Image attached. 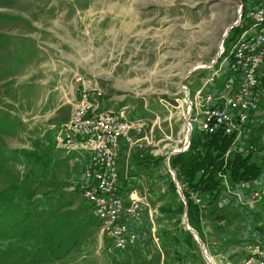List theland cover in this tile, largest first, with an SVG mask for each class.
<instances>
[{"label":"rangeland","instance_id":"obj_1","mask_svg":"<svg viewBox=\"0 0 264 264\" xmlns=\"http://www.w3.org/2000/svg\"><path fill=\"white\" fill-rule=\"evenodd\" d=\"M240 4V0H0L4 195L0 207L7 214L0 221L9 227L0 230V264H210L185 228L187 201L181 211L169 192L166 159L187 142L185 88L194 99L201 83L214 73L211 69L219 67L230 32L222 45L221 40L241 17ZM238 36L229 42V51ZM82 88H99L101 108L123 109L145 123L147 140L122 148L117 156L121 180H130L127 192L137 189L148 203L150 231L144 227L137 245L121 256L82 195L81 159L72 163L69 157H57L64 148L56 134L72 118ZM260 89L264 108V77ZM193 127L199 129L196 121ZM255 131L257 148L250 157L264 163L263 132ZM148 153L164 155L160 165L151 164ZM134 156L139 161L130 175L129 158ZM177 184L180 198L186 200L182 183ZM183 186L203 213L205 239L200 238L212 263L245 264L246 255L240 259L236 249L234 259L225 240L237 220L230 219L231 207L221 206V201L229 198L233 204L237 196ZM25 204H31L26 219L7 217L12 205L20 209ZM177 206L180 215L169 212ZM180 227L193 235L198 248L195 255L177 261L172 253L179 245L171 235L181 238ZM154 241L163 257L154 250ZM184 249L182 245L180 251Z\"/></svg>","mask_w":264,"mask_h":264},{"label":"built area","instance_id":"obj_2","mask_svg":"<svg viewBox=\"0 0 264 264\" xmlns=\"http://www.w3.org/2000/svg\"><path fill=\"white\" fill-rule=\"evenodd\" d=\"M240 3L241 9L244 3L241 0ZM241 13L242 10H239V15ZM244 15L248 20L244 28L247 27L248 31V25L261 24L260 33L248 31L241 45L233 44L232 60L225 68L219 70L225 71L226 80L218 81V72L207 77L201 83L199 99H202V105H206V132L222 131L234 135L233 147L238 145L243 155H248L257 148L255 129L262 130L260 146L264 147V111H261L260 89L261 72L264 69V0L247 3ZM98 90L99 88H82L79 91L74 114L58 131L57 139L59 145L69 148V152L76 150V141H84L86 157L79 178L82 195L92 204L96 214L104 216L107 238H110L111 245H119L120 252H123L137 245L140 235L145 233L142 230L144 227L148 230V216L137 189L128 193L120 191L114 180L115 172L119 171H115L114 163L113 171H106L105 163L110 162L112 136L117 129L125 128L122 140L131 149L139 140H147L146 128L141 117L126 115L123 109H118L116 114L103 112L102 109V115H94L92 109L85 110V102H97ZM193 101H189L190 129L191 117L196 113ZM61 131L67 132L68 139H59ZM95 133H102L104 142L98 150L90 151ZM219 176L223 177L224 191L235 194L237 199H240V195L233 191V187L240 186L249 191V200L242 203L243 205L256 206L264 199V169L259 176L237 183L231 181L225 173H219ZM244 248L247 250L243 259L245 264H264V242L257 240L246 243ZM154 250L163 257L162 248H159L156 242Z\"/></svg>","mask_w":264,"mask_h":264},{"label":"trees","instance_id":"obj_3","mask_svg":"<svg viewBox=\"0 0 264 264\" xmlns=\"http://www.w3.org/2000/svg\"><path fill=\"white\" fill-rule=\"evenodd\" d=\"M241 1L242 3H244L241 13V17H242L241 22L237 25H233L229 30L230 36L224 41V46H226V48L222 52V54L227 53L229 51L230 49L229 42L234 41L236 36L239 35L244 29V27L248 24V20L246 19V17H244L248 2L247 0H241ZM192 131L194 134L191 132L190 144L188 150L180 151L177 154L171 155L169 158V164L172 170H174L178 181L182 183L181 189L184 192L187 201V205H186L187 219L192 225V227H194V229L197 230L201 238L205 239V235H203L202 226H201L202 223L201 216L203 215V213L201 212L200 207L197 206L195 203H193L192 199H190V197L188 196V192L186 191V188L183 185L187 184V187L189 189L199 190L202 193H208V191L214 192V194L217 195L226 193V191H224L223 177H220L219 173L222 172L225 173L227 176H229V179L231 181L237 183V181L249 180L252 177L259 176L260 172L262 171V167L264 163L263 161L251 159L250 157L251 154L243 155L241 148L238 147V145H235V147H233L234 135H228L223 133L222 131L220 132L218 131L214 133L202 132L198 128L196 129L193 128ZM125 145L127 144L125 143ZM145 157L146 158L149 157V159H151V164L160 165V162L163 160L164 155L158 156V155H153L152 153H148L146 154ZM129 159L131 165V170L129 172L130 175H132V173H134L133 171L135 169L134 168L135 163L139 161V158L138 156L136 157L134 156V158H129ZM167 175L170 178V181L168 183V188L170 190L169 192L178 199L177 204L179 205V207L182 208L181 211H183L184 201L182 200V198H180L181 196L177 192V187L174 183L171 173L167 172ZM123 179L124 178H122L121 180V173H120L118 178L120 191L124 193H128L129 191L127 192V190L131 188L130 180L128 179L123 180ZM136 181H138V179L137 180L135 179V181L133 182L135 183ZM0 198L4 199L3 192L0 193ZM90 205H91V210H93L91 203ZM30 206L31 204H25L21 206L20 209H17L12 205L11 206L12 213L7 217L19 216L23 221L24 218L26 219L27 217L26 215L29 216L31 214L29 209ZM179 207L178 206L177 208L173 207L170 210L169 209L168 210L170 213L172 212V214L180 215ZM13 209L16 210V212L17 210L19 211L17 213L13 212ZM3 211L4 210H2L0 207V220L2 218H5L7 215V214L4 215ZM94 214L98 220V223L100 224L101 220L99 221L100 219L99 216L95 213V211ZM0 227H1L0 230L2 231L9 229V227L3 225L1 221H0ZM180 232H181V238L179 236L171 235L172 239L174 240V243L179 245V250L176 251V253L174 252L172 253V256H175L177 261L179 260V258L181 261V259L184 256L195 255L196 249L198 248L196 240H194L193 235L189 231L184 229V227H180ZM110 243H112L111 240ZM182 245H185V249H184L185 251L183 250L180 251V247ZM188 246L190 248H188ZM114 250L115 252H117V255L120 256L121 253L126 252L128 249L123 252H120L117 249ZM192 250H194V252Z\"/></svg>","mask_w":264,"mask_h":264},{"label":"bare ground","instance_id":"obj_4","mask_svg":"<svg viewBox=\"0 0 264 264\" xmlns=\"http://www.w3.org/2000/svg\"><path fill=\"white\" fill-rule=\"evenodd\" d=\"M242 17H240L241 19ZM244 25V24H243ZM248 31L249 32H253V33H260L261 31V24L260 25H248ZM248 31H247V27L244 28V30L239 34L238 36V39L235 43V45H241L242 44V40H244L246 38V36L248 35ZM223 52V51H222ZM225 53H223V55L221 57V60L222 62L220 63L219 67L215 68L213 67L211 69V71H214L213 74L217 73V76H218V81L220 80V78L223 77L222 80H226V75H225V71H219V70H222L223 68L226 67L227 63L232 60V55L234 54V46L233 48L229 51V54L228 55H224ZM212 66L214 65H210L208 66L209 68H211ZM198 68V67H197ZM195 70V69H194ZM212 74V75H213ZM210 75V76H212ZM209 76V77H210ZM186 90V88H185ZM100 91V90H99ZM188 91V92H187ZM186 91L187 93V104L189 105V101L190 100H194L193 101V105H194V111L196 112L194 115H192L191 117V129H190V120H189V117H188V133L190 134L191 136V132L193 133L192 129L194 128L193 127V122L196 121L197 122V125L199 127V129L202 131V132H206V126H207V122H208V119H207V112H206V105H202V99H199V96H200V89L195 93V97L194 99H192L190 97V91H189V88L188 90ZM101 97H102V93L101 92H98L97 91V102H93V101H89V102H85L84 103V109L85 110H90L92 109V113L94 115H102V109L101 108ZM261 100H262V94H261ZM100 101V102H99ZM189 109H190V105H189ZM104 111H108L109 114H116L117 112H115L114 110H111V109H103V112ZM144 126H145V123H144ZM63 133L59 134V139L62 140V139H68L67 138V132L66 131H61ZM194 134V133H193ZM125 135V128H119L115 131V133L113 134V139H112V148L110 150V162H106L105 163V166H106V171H113V166H112V163H114V166H115V171H118L119 170V159H118V156H117V152H116V149L118 147V144H119V140L121 138H123L122 136ZM190 136L188 137L187 135V142L184 146V148L182 149V151H186L188 150V147H189V144H190ZM58 141V139H57ZM103 142H104V137L102 135V133H95L94 137L92 138L91 140V144H90V151L91 150H98L102 145H103ZM76 146L78 147H82L83 149L84 148V141H76L75 142V149H76ZM69 149V148H68ZM119 172H115V176H114V180H115V186L116 187H119ZM82 191V190H81ZM142 201V199H141ZM143 203V201H142ZM144 204V203H143ZM146 205V204H145ZM145 208V206H144ZM145 212L147 214V212H149V214H152L151 213V210L147 211V209L145 208ZM101 220V228L102 229H105L104 230V234L107 236V231H106V224H105V220H104V216H101L99 214H97ZM148 216V214H147ZM149 218V216H148ZM148 224H150L148 222ZM149 230V228H148ZM194 230V229H193ZM195 231V230H194ZM192 233V232H191ZM193 234V233H192ZM144 235V233H143ZM194 235V234H193ZM115 248L120 251V246L119 245H114ZM203 249H205V257H206V260L209 261V256L207 251H206V248L203 247ZM210 264H213L211 262V259H210Z\"/></svg>","mask_w":264,"mask_h":264},{"label":"crops","instance_id":"obj_5","mask_svg":"<svg viewBox=\"0 0 264 264\" xmlns=\"http://www.w3.org/2000/svg\"><path fill=\"white\" fill-rule=\"evenodd\" d=\"M259 0H247L248 4L250 3H257ZM262 77H264V69H262ZM223 77L220 78L222 81ZM261 88V87H260ZM262 93V92H261ZM107 109V108H104ZM261 111H264V108L261 107ZM62 128V127H61ZM60 133V132H59ZM57 136V134H56ZM129 149L127 145L123 141H120L117 147V154L119 156L122 148ZM57 157L62 159L69 157L72 161V163H75L77 159H81V162L83 164L84 157H86V152L85 149H83L81 146L77 147L76 150H72L69 152L68 148H64V150L60 153L57 154ZM82 166V165H81ZM119 171H120V166H119ZM233 191L235 193H239L240 199L236 200V203L229 204V201L231 199L227 198L221 201V206H227L231 207L230 212H229V217L231 220L236 218L237 222L236 225L232 227V230L230 233L225 236V240L228 241L227 244L230 246L232 249L230 253L231 256H233L234 259L236 257L238 258V254L240 259H243L244 254L246 255V248H244V244L246 243H253L257 240H260L264 242V199L261 200L258 205H248L246 206L243 205L244 202H248L249 200V191L246 190L245 188L243 189L242 187L238 186L233 187ZM229 197L231 196L229 192H226ZM143 203H147L144 199H142ZM243 203V204H242ZM144 206L146 207V205ZM148 204V203H147ZM150 207V206H149ZM225 217V216H224ZM223 219V218H222ZM221 222V221H220ZM151 224H148V228L150 227ZM234 230V231H233ZM150 231V228H149ZM222 241L218 242V245L221 244ZM238 249V254L237 256L235 255V251ZM229 255V256H230ZM209 256V262L210 258ZM213 259V258H212ZM211 259V262H212ZM216 262V261H215Z\"/></svg>","mask_w":264,"mask_h":264},{"label":"water","instance_id":"obj_6","mask_svg":"<svg viewBox=\"0 0 264 264\" xmlns=\"http://www.w3.org/2000/svg\"><path fill=\"white\" fill-rule=\"evenodd\" d=\"M241 10H242V8L240 9V12H241ZM238 17H239V15H238ZM239 21H240V17H239V19H238V22H239ZM238 22H237V23H238ZM237 23H234L233 25H235V24H237ZM233 25H231V27H232ZM231 27H228V28L226 29V31H225V33H224V35H223V39L221 40V45H222V43H223V41H224V37L227 36V34L229 33L228 31H229V29H230ZM187 134H188V137H189L190 134H189V133H187ZM180 151H181V150H180ZM175 153L177 154L178 152L176 151ZM175 153H171L170 155L167 156L166 163H167L168 166H169V171H170V173H171V175H172V178H173L174 181H175V184H176V187H177L178 193H179V192L182 193V192L180 191V187H179L178 184H177L178 181H177V178H176L175 172L172 170V168L170 167V164H169V158H170V156H171L172 154H175ZM183 200H184V199H183ZM184 203H185V205H186V200H184ZM185 228L194 234L195 239L197 240V242H198V244H199V246H200V248H201V250H202V252H203L204 258H205V260H206V257H205V249H203V247H205V244H204V242L202 241V239L200 238V235H198V233H197L196 231L193 230V228L188 224V221H187V223H186V225H185Z\"/></svg>","mask_w":264,"mask_h":264}]
</instances>
